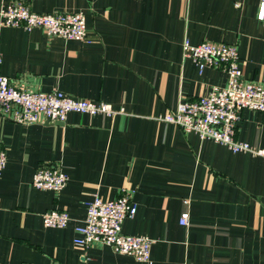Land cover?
Masks as SVG:
<instances>
[{
    "label": "crops",
    "instance_id": "1",
    "mask_svg": "<svg viewBox=\"0 0 264 264\" xmlns=\"http://www.w3.org/2000/svg\"><path fill=\"white\" fill-rule=\"evenodd\" d=\"M14 1L38 14L82 12L88 41L7 27L0 16V74L19 88L61 91L117 114L70 113L61 125L0 115V264H144L105 245L73 244L95 196L124 194L136 214L122 232L152 241V264H264V158L160 120L227 82L224 71L199 72L183 57L185 38L235 45L244 79L264 81L260 0H0V11ZM240 115L235 138L264 149V111ZM52 164L66 186L34 189L35 171ZM50 210L66 211L67 227H44Z\"/></svg>",
    "mask_w": 264,
    "mask_h": 264
},
{
    "label": "built area",
    "instance_id": "2",
    "mask_svg": "<svg viewBox=\"0 0 264 264\" xmlns=\"http://www.w3.org/2000/svg\"><path fill=\"white\" fill-rule=\"evenodd\" d=\"M239 6V4H237ZM2 25L25 29L39 28L46 35L65 40L88 41L85 16L82 12L38 14L21 1H14L0 11ZM258 21L264 20V0L258 4ZM182 55L196 64L199 72L205 68L220 69L227 76L226 85L213 87L195 101H185L160 118L162 122L179 127L184 133H194L200 140L226 146L231 152H248L264 158V149H253L235 138L242 110L264 111V81L244 79L237 47L226 43L201 42L191 44L188 38L181 43ZM2 55L0 53V64ZM89 116L117 114L110 105L88 99H74L61 91L33 92L15 86L0 74V115L18 124L43 122L64 123L68 114ZM6 166V155L0 148V173ZM68 176L59 164L38 168L31 186L37 190L60 192ZM136 214V206L128 194L107 200L95 196L87 205L84 220L74 226L73 244L86 249L105 245L115 253L133 257L138 262L152 264V241L144 236L126 235L122 225ZM71 221L64 210H50L42 215L46 228H65ZM179 223L188 224V213L181 214ZM28 264V263H22Z\"/></svg>",
    "mask_w": 264,
    "mask_h": 264
},
{
    "label": "water",
    "instance_id": "3",
    "mask_svg": "<svg viewBox=\"0 0 264 264\" xmlns=\"http://www.w3.org/2000/svg\"><path fill=\"white\" fill-rule=\"evenodd\" d=\"M46 123L48 124L49 122H46ZM55 123H56V124H60V125L62 124V123H60V122H55Z\"/></svg>",
    "mask_w": 264,
    "mask_h": 264
}]
</instances>
